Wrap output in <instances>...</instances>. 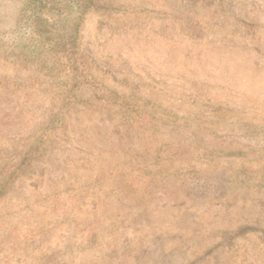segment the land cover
I'll return each instance as SVG.
<instances>
[{"label": "rangeland", "instance_id": "374dc122", "mask_svg": "<svg viewBox=\"0 0 264 264\" xmlns=\"http://www.w3.org/2000/svg\"><path fill=\"white\" fill-rule=\"evenodd\" d=\"M88 1L0 0V264H264V0Z\"/></svg>", "mask_w": 264, "mask_h": 264}, {"label": "trees", "instance_id": "16d2710c", "mask_svg": "<svg viewBox=\"0 0 264 264\" xmlns=\"http://www.w3.org/2000/svg\"><path fill=\"white\" fill-rule=\"evenodd\" d=\"M26 10L30 13V32L42 48L54 69L68 71L75 81L80 76L81 56L74 41L64 34V16L74 8L90 7L88 0H26ZM141 114V113H140ZM141 117V116H140Z\"/></svg>", "mask_w": 264, "mask_h": 264}]
</instances>
